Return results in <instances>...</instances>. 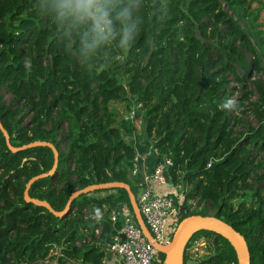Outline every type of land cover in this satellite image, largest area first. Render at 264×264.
Wrapping results in <instances>:
<instances>
[{
  "label": "trees",
  "instance_id": "trees-1",
  "mask_svg": "<svg viewBox=\"0 0 264 264\" xmlns=\"http://www.w3.org/2000/svg\"><path fill=\"white\" fill-rule=\"evenodd\" d=\"M64 4L0 0V264H51L56 256L101 264L116 230L105 209L132 210L114 182L139 190L120 103L140 104L157 158L172 159L168 182L188 184L175 198L179 223L214 215L244 236L250 264H264L263 1L97 0L101 28ZM231 97L239 113L220 109ZM6 136L12 146L49 141L58 151L54 172L29 186L30 200L26 183L52 168L53 151H12ZM103 182L62 215L41 203L59 213L72 192ZM167 192L177 197L175 187ZM199 237L209 251L194 264H238L222 233L200 228L189 243ZM164 254L155 264H166Z\"/></svg>",
  "mask_w": 264,
  "mask_h": 264
},
{
  "label": "built area",
  "instance_id": "built-area-1",
  "mask_svg": "<svg viewBox=\"0 0 264 264\" xmlns=\"http://www.w3.org/2000/svg\"><path fill=\"white\" fill-rule=\"evenodd\" d=\"M139 107V103L132 104L129 113L142 120ZM152 151L156 159L150 171L140 178L139 158L136 155L130 174L139 184L135 197L143 222L159 246L171 248L174 246L179 225L175 198L182 199L184 189L177 197L167 192V174L172 159L169 155L158 159V150L153 145ZM179 185L180 183L174 187L178 188ZM106 215L116 225V230L106 245L105 253L106 251L113 253L121 259L122 264H155L161 261L159 256L161 251L146 238L132 210L125 203L121 204L119 211L116 208L109 209ZM208 249L209 243L205 238L199 237L186 246L185 252L188 259L196 260L208 253ZM104 262L105 255L101 260L102 264Z\"/></svg>",
  "mask_w": 264,
  "mask_h": 264
},
{
  "label": "water",
  "instance_id": "water-1",
  "mask_svg": "<svg viewBox=\"0 0 264 264\" xmlns=\"http://www.w3.org/2000/svg\"><path fill=\"white\" fill-rule=\"evenodd\" d=\"M94 23L96 24L95 21H94ZM99 28H101V25ZM195 36H196V38H198L200 40L203 39V37L200 35V32L197 29V27L195 29ZM149 53H150V51L148 52V54L145 57L146 61L148 60ZM0 127L2 128L1 123H0ZM6 142H7L8 147L12 151H17V150L29 147V146L34 145V144L47 145L53 151L54 161H53L52 168L49 171H46V172H43V173H40L38 175L31 177L28 180V182L26 183L23 196L26 200H30V198L28 197L29 186L31 185V183L36 178L46 176V175H50L54 172V170L57 166L58 151H57L56 147L49 141L35 140L32 142L26 143L24 145L12 146L9 142L8 136H6ZM108 184H109L108 182L94 183V184H90L86 187H83L81 189L75 190L74 192H72L69 195L64 209L59 213H56L50 207L49 204H47L45 202H41V203L44 204L53 213H55L57 215H62L68 211L70 204H71V201L78 194L83 193V192H88V191H91V190L96 189V188H103V187H106ZM114 184H118V185H120L126 189L128 197H129V202H130V205L132 208V212L135 216V219H136L138 225L141 227L142 232L144 233L146 238L149 241H151L153 243V245H155L161 252H163L167 256L173 258V264H194L195 263L194 259H187L184 261V252H185L187 244L189 243V241L191 239V236L193 235V233L196 230H198L200 228H211V229H214V230L222 233L232 243V245L236 251L238 264H250L249 250H248L247 242H246L244 236L238 230L233 228L229 223H227L224 220H222V219H220L214 215H211V214L202 215L199 213H194V214L190 215L189 217L183 219L178 225L176 236H175L174 246L171 248H165V247L159 246L157 244V242L153 239L151 233L149 232L145 223L142 220V217H141L139 209H138L135 194L132 192L128 183L120 181V182H114ZM32 201H38V200L32 199ZM60 251H61V247L58 249V254H60ZM51 264H75V263H73L71 261H66L65 263H59L58 262V256H56L54 261Z\"/></svg>",
  "mask_w": 264,
  "mask_h": 264
},
{
  "label": "crops",
  "instance_id": "crops-1",
  "mask_svg": "<svg viewBox=\"0 0 264 264\" xmlns=\"http://www.w3.org/2000/svg\"><path fill=\"white\" fill-rule=\"evenodd\" d=\"M262 1L264 3V0ZM259 13L260 16H262V13H264V5L261 8L259 7ZM117 107L121 113L119 126L123 131L124 137L129 140L136 149V155L139 158L141 178L150 171L156 159L152 151V143L145 134L143 120H138L137 118L131 116L129 108L127 109L124 104L120 103ZM143 136L145 137L144 140L141 139ZM108 210L109 209L106 208L103 214H107ZM104 264H122V262L119 257H116L113 253L106 251Z\"/></svg>",
  "mask_w": 264,
  "mask_h": 264
},
{
  "label": "clouds",
  "instance_id": "clouds-1",
  "mask_svg": "<svg viewBox=\"0 0 264 264\" xmlns=\"http://www.w3.org/2000/svg\"><path fill=\"white\" fill-rule=\"evenodd\" d=\"M65 7H74L77 13H80L82 17L92 18L96 22V27H100L99 17L97 13L99 9L97 6V0H65ZM221 110L233 111L237 113L242 111L239 106L238 99L236 97H231L226 99L222 104L219 105Z\"/></svg>",
  "mask_w": 264,
  "mask_h": 264
},
{
  "label": "rangeland",
  "instance_id": "rangeland-1",
  "mask_svg": "<svg viewBox=\"0 0 264 264\" xmlns=\"http://www.w3.org/2000/svg\"><path fill=\"white\" fill-rule=\"evenodd\" d=\"M257 22H258L259 24L264 25V24H263V22H264V13H262V16H259V17L257 18ZM263 27H264V26H263ZM248 59H250V58H248ZM263 77H264V74H261V75L259 76V78H261V79H262ZM4 100H5V102L8 103V102L11 100V96H10V94L4 92ZM117 105H118V104H117ZM26 119H27V118H26ZM59 137H61V135H59ZM141 139L144 140L145 137L143 136V137H141ZM60 146H61V148H65L63 142L60 143ZM170 187H171V188H174V187L168 182V183H167V187H166V189L169 190ZM186 187H188V185L181 183V184L179 185L178 188H175V189H176V193L178 194L182 189H186ZM182 199H183V198H182ZM180 201H181V200H180ZM188 203H189V205H190V209H192V210H198V209L200 208V206H196V203H197V200H196V199H190V200H188ZM163 256H165L164 258H166V259H165L166 264H173V258L167 256L166 254H164Z\"/></svg>",
  "mask_w": 264,
  "mask_h": 264
}]
</instances>
